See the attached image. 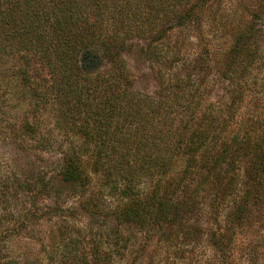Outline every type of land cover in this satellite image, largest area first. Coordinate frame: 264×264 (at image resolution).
I'll use <instances>...</instances> for the list:
<instances>
[{"label":"rangeland","instance_id":"374dc122","mask_svg":"<svg viewBox=\"0 0 264 264\" xmlns=\"http://www.w3.org/2000/svg\"><path fill=\"white\" fill-rule=\"evenodd\" d=\"M191 3L189 17L180 20L187 6L176 3L142 34V18L115 14L107 36L124 59L123 78L115 79L117 64L106 55L88 73L99 74L93 83L121 84L145 109L153 105L147 128L162 139L186 130L191 111V128L215 131L209 154H195L196 191L175 223L121 221L111 211L117 197L101 192L97 175L85 188L64 180L70 147L84 138L56 124L63 107L53 92L45 100L35 94L39 83L51 87L48 69L11 40L14 33H0V264H264V172L252 168L254 143L264 147V0ZM130 20L135 31L113 40ZM222 150L224 162L209 169ZM185 196L180 191L176 203Z\"/></svg>","mask_w":264,"mask_h":264},{"label":"trees","instance_id":"16d2710c","mask_svg":"<svg viewBox=\"0 0 264 264\" xmlns=\"http://www.w3.org/2000/svg\"><path fill=\"white\" fill-rule=\"evenodd\" d=\"M120 1L0 0V26L5 27L0 33L5 29L14 33L9 36L11 40L18 39L20 49L33 52L44 64L53 82L49 88L40 83L36 88L33 86L35 94L39 100H45L53 92L63 107L58 111L63 116L58 113L56 124L84 138L85 144L70 147L61 171L64 180L85 188L92 175H97L101 180V192L117 197L116 207L111 211L121 221L175 223L182 205L190 204L196 191L193 186L195 154H209L210 142L215 137L211 133L215 131L209 127L191 128V111L189 119L184 121L186 130L181 127V132L172 134L174 141L162 139L147 128L157 116L153 105L145 109L143 101L124 90L121 84L114 85L107 79H97L98 82L93 83L92 79L99 74L91 76L88 73L99 68L106 55L117 64L115 79L121 82L123 78L124 59L119 50H112L113 42L111 44L107 36L110 24L117 21L115 14L121 21L130 19L131 15L134 20L142 18L140 22L148 23L137 28L130 20L128 29L120 25L111 37L122 43L124 35L134 32L135 28L139 34L148 33L153 22L166 16L172 5L185 2L187 9L179 16L181 20L191 15L196 4L191 3L192 0ZM146 7L153 12L142 15ZM5 36L1 39L7 40ZM26 76L29 74L24 72L21 79H28ZM252 153L255 157L253 172L261 176L264 172L262 143H254ZM182 160L184 166L177 174L173 173ZM222 161L224 150L209 169L216 168ZM145 179L150 187L142 189L140 184ZM183 190H186L185 200L176 203L175 196ZM239 208L235 216L242 219V206ZM101 247L97 244L95 248L98 262L104 255Z\"/></svg>","mask_w":264,"mask_h":264}]
</instances>
